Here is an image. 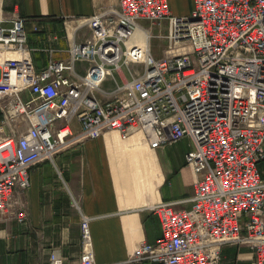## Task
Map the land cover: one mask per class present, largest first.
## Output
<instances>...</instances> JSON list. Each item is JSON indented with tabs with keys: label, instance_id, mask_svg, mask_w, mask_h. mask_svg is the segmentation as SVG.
I'll return each instance as SVG.
<instances>
[{
	"label": "built area",
	"instance_id": "obj_1",
	"mask_svg": "<svg viewBox=\"0 0 264 264\" xmlns=\"http://www.w3.org/2000/svg\"><path fill=\"white\" fill-rule=\"evenodd\" d=\"M192 4L190 15L175 16L169 0H119L118 8L75 20L67 30L69 59H52L50 47L39 71L28 27H44L6 17L0 4V219L26 222L17 191L30 187L33 167L72 143L141 133L155 150L190 138L192 207H150L161 236L139 245L128 263L221 264L224 247L247 246L252 264H264V0ZM147 21L168 25L162 59L152 54L150 35L148 45L132 40L138 30L149 34ZM84 28L90 34L76 43ZM136 65L141 70L131 69ZM108 76L115 81L110 92L103 90ZM81 243V264H95L83 214ZM50 264L63 259L54 252Z\"/></svg>",
	"mask_w": 264,
	"mask_h": 264
},
{
	"label": "crops",
	"instance_id": "obj_2",
	"mask_svg": "<svg viewBox=\"0 0 264 264\" xmlns=\"http://www.w3.org/2000/svg\"><path fill=\"white\" fill-rule=\"evenodd\" d=\"M187 2L190 15L193 4ZM118 3L0 0L6 17L17 14L44 27L40 33L28 27L37 71L47 67L50 47L56 50L52 59H69L67 30L72 33L75 20L118 8ZM169 3L173 13V0ZM89 34L84 28L74 41L80 43ZM2 120L0 111V129ZM73 126L76 130L77 123ZM192 148L191 139L184 138L154 150L141 133L123 140L116 132L61 148L53 161H43L30 170L28 189L17 191L26 222L13 216L0 219V264H50L54 252L63 264H81L82 214L90 218L95 264H150L128 263V259L139 245L154 243L161 236V223L150 207L166 202L177 211L191 209L194 180L186 155ZM252 256L247 246H226L221 264H252Z\"/></svg>",
	"mask_w": 264,
	"mask_h": 264
},
{
	"label": "rangeland",
	"instance_id": "obj_3",
	"mask_svg": "<svg viewBox=\"0 0 264 264\" xmlns=\"http://www.w3.org/2000/svg\"><path fill=\"white\" fill-rule=\"evenodd\" d=\"M189 3H186V0H173V14L175 16H183V15H188L189 12ZM143 25L146 29H148L149 35L151 36L150 39V46H151V51L152 54L157 58V59H162L166 56V51L168 49V40H167V35H168V25L166 22H163L162 24L158 23H153L150 21L143 22ZM143 36V35H142ZM134 71L141 70L140 66H132ZM124 72L129 76V72L127 68L123 69ZM79 72L81 75H84L85 73L79 69ZM113 75L117 79L119 84H122V79L118 72L115 70L113 71ZM130 78V76H129ZM115 87V81L112 76H108L106 82L103 84V90L110 92L114 89ZM260 169L261 172H264V163L260 164Z\"/></svg>",
	"mask_w": 264,
	"mask_h": 264
},
{
	"label": "bare ground",
	"instance_id": "obj_4",
	"mask_svg": "<svg viewBox=\"0 0 264 264\" xmlns=\"http://www.w3.org/2000/svg\"><path fill=\"white\" fill-rule=\"evenodd\" d=\"M148 39H149V34H146L145 32L138 30L132 40L139 44L148 45Z\"/></svg>",
	"mask_w": 264,
	"mask_h": 264
}]
</instances>
